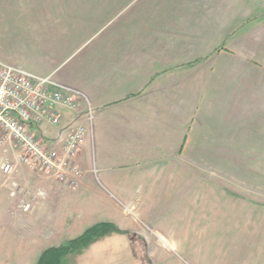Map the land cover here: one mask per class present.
Masks as SVG:
<instances>
[{"label": "crops", "instance_id": "crops-1", "mask_svg": "<svg viewBox=\"0 0 264 264\" xmlns=\"http://www.w3.org/2000/svg\"><path fill=\"white\" fill-rule=\"evenodd\" d=\"M0 61L95 109L76 187L0 148V264H37L102 223L125 234L91 246L114 251L99 264H181L155 219L188 184L263 200L264 0H0Z\"/></svg>", "mask_w": 264, "mask_h": 264}, {"label": "built area", "instance_id": "built-area-1", "mask_svg": "<svg viewBox=\"0 0 264 264\" xmlns=\"http://www.w3.org/2000/svg\"><path fill=\"white\" fill-rule=\"evenodd\" d=\"M94 116L81 93L0 61V148L14 143L21 163L37 174L76 187L81 176L76 160ZM2 171L10 175L13 166L3 164Z\"/></svg>", "mask_w": 264, "mask_h": 264}, {"label": "rangeland", "instance_id": "rangeland-1", "mask_svg": "<svg viewBox=\"0 0 264 264\" xmlns=\"http://www.w3.org/2000/svg\"><path fill=\"white\" fill-rule=\"evenodd\" d=\"M221 178L225 182L223 189L228 192L227 176ZM212 182L203 186L188 184L186 193L182 192L186 196L182 202L172 200L162 207L163 212L155 221L157 229H163L168 243L174 246L167 251L181 264H264V179L263 200L251 194L259 191L241 185L229 191L235 202L213 200L211 194L216 192L213 190L216 185ZM180 190L179 185H174L172 196L179 197ZM218 205L225 213L222 211L216 218ZM233 205L234 212L226 213ZM183 212H194L196 216H185ZM113 252L105 245L97 249L89 247L82 255L72 256L68 264H99V258L108 259Z\"/></svg>", "mask_w": 264, "mask_h": 264}, {"label": "trees", "instance_id": "trees-1", "mask_svg": "<svg viewBox=\"0 0 264 264\" xmlns=\"http://www.w3.org/2000/svg\"><path fill=\"white\" fill-rule=\"evenodd\" d=\"M113 234H125V232L108 223L96 225L87 230L80 238L60 248L45 251L37 264H68L72 256L82 255L93 244Z\"/></svg>", "mask_w": 264, "mask_h": 264}]
</instances>
